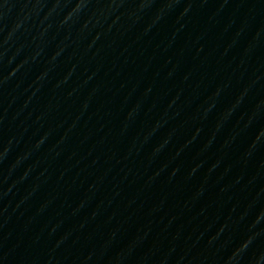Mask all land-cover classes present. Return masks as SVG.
I'll return each mask as SVG.
<instances>
[{
    "label": "water",
    "instance_id": "water-1",
    "mask_svg": "<svg viewBox=\"0 0 264 264\" xmlns=\"http://www.w3.org/2000/svg\"><path fill=\"white\" fill-rule=\"evenodd\" d=\"M0 264H264V0H0Z\"/></svg>",
    "mask_w": 264,
    "mask_h": 264
}]
</instances>
